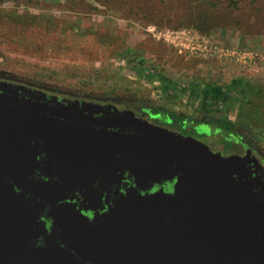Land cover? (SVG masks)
I'll list each match as a JSON object with an SVG mask.
<instances>
[{"label": "water", "instance_id": "1", "mask_svg": "<svg viewBox=\"0 0 264 264\" xmlns=\"http://www.w3.org/2000/svg\"><path fill=\"white\" fill-rule=\"evenodd\" d=\"M0 264H264L262 165L0 82Z\"/></svg>", "mask_w": 264, "mask_h": 264}, {"label": "rangeland", "instance_id": "2", "mask_svg": "<svg viewBox=\"0 0 264 264\" xmlns=\"http://www.w3.org/2000/svg\"><path fill=\"white\" fill-rule=\"evenodd\" d=\"M162 77L195 93L175 108ZM0 78L70 100L204 119L210 84H264V0H0ZM254 107L240 100L220 114L264 157V108ZM196 131L214 150L210 128Z\"/></svg>", "mask_w": 264, "mask_h": 264}, {"label": "flooded vegetation", "instance_id": "3", "mask_svg": "<svg viewBox=\"0 0 264 264\" xmlns=\"http://www.w3.org/2000/svg\"><path fill=\"white\" fill-rule=\"evenodd\" d=\"M193 89L195 88L190 89L187 87H179L178 89H175L173 91L162 90V93L163 97L171 100L175 108H177L176 106L177 104H179V101H181L182 96H191L195 93ZM209 89L210 86L203 90L204 94L206 95V102L203 104V110L206 109V111L210 113V117L207 116V118L204 119H200L197 116H185L187 120L184 122H179L166 115V112H171L166 109L161 110V108H158L161 111L160 113L155 112L156 107L146 108V110L142 111H136L134 109L133 110L137 113L138 116H141L159 126L177 131L185 136H191L195 138L194 134L197 133V127H209L211 130V139H209L208 135H204V137L212 142L214 150L211 148V146L210 149L213 152L219 153L223 156L238 155L244 157L250 155L252 157H255L256 160L262 165L264 178V157L262 156L259 149L254 145V143L247 142L244 139V135H241L239 133V129H235V125L233 124V122H231V124L229 123V128H224L223 126L225 117L223 114H220V111H224V106L232 110L235 107V104L230 103L227 99L224 103L220 102L219 99L211 98V96L209 97V95H207V91ZM152 117L153 119H151ZM217 131L219 133H217ZM218 135L222 138L221 142L217 141Z\"/></svg>", "mask_w": 264, "mask_h": 264}, {"label": "trees", "instance_id": "4", "mask_svg": "<svg viewBox=\"0 0 264 264\" xmlns=\"http://www.w3.org/2000/svg\"><path fill=\"white\" fill-rule=\"evenodd\" d=\"M133 53L134 51H132L131 49L127 51L128 56ZM161 80H162V85H161L162 90L173 91L177 88V85L175 83H172L168 79L162 77ZM0 82H7L10 84H14V85L19 84V83L9 82L1 78H0ZM26 86H29V85H26ZM29 87L39 89L38 87H34V86H29ZM39 90H43L47 92L46 90L41 89V88ZM49 94L57 96L53 93H49ZM207 95H209V97L211 96V98L219 99L220 102H224V103L226 102V99L229 100V102L232 104L240 103V100H241L242 103L244 102L247 104H254L255 105L254 108H257V106L258 108H264L263 107L264 106V84L262 83L258 84V83H253L251 81H247L244 79H236V80H233L229 86H226L223 88L213 83L210 85V89L207 91ZM57 97L61 100H64V99L70 100V98H63L59 96ZM71 100H74V99H71ZM256 103H258L259 105L256 106ZM100 104H107V103H100ZM108 105H114V103H108ZM155 112L160 113L161 111L158 108H155ZM166 115H168L169 117L179 122H184L187 120L185 116H182L176 112H166ZM229 123L231 124V121L225 118L223 122L224 128H229Z\"/></svg>", "mask_w": 264, "mask_h": 264}]
</instances>
